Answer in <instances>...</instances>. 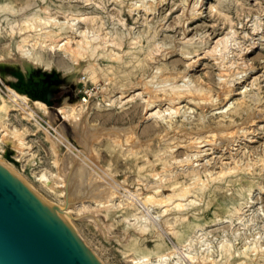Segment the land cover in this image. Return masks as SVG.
Instances as JSON below:
<instances>
[{"label": "rangeland", "instance_id": "rangeland-1", "mask_svg": "<svg viewBox=\"0 0 264 264\" xmlns=\"http://www.w3.org/2000/svg\"><path fill=\"white\" fill-rule=\"evenodd\" d=\"M0 161L104 264H264V0H0Z\"/></svg>", "mask_w": 264, "mask_h": 264}, {"label": "water", "instance_id": "water-1", "mask_svg": "<svg viewBox=\"0 0 264 264\" xmlns=\"http://www.w3.org/2000/svg\"><path fill=\"white\" fill-rule=\"evenodd\" d=\"M57 207L0 161V264H104Z\"/></svg>", "mask_w": 264, "mask_h": 264}, {"label": "bare ground", "instance_id": "bare-ground-1", "mask_svg": "<svg viewBox=\"0 0 264 264\" xmlns=\"http://www.w3.org/2000/svg\"><path fill=\"white\" fill-rule=\"evenodd\" d=\"M222 76V75H221ZM179 95V94H178ZM24 97V96H23ZM25 98V97H24ZM176 99V98H175ZM180 100V99H179ZM179 107V106H178ZM62 109V108H61ZM198 145V144H197ZM199 147V146H198ZM11 154V153H10ZM8 157H10V156H8ZM9 161V160H8ZM1 162H3V161H1ZM7 163V162H6ZM5 164V163H4ZM7 166H8V163H7ZM9 167V166H8ZM12 169V168H11ZM92 182L91 183H89V190H90V188H93V186H92ZM91 191L92 190H90L89 191V197H91ZM93 197V196H92ZM95 197V196H94ZM69 198V197H68ZM90 199V198H89ZM175 199V198H174ZM139 200V199H138ZM147 200V199H146ZM69 201L71 202V199H69ZM168 201V200H167ZM158 203V202H157ZM171 203V202H170ZM70 204V203H69ZM50 206H53V205H51V204H49ZM59 208H64V207H62V206H58L57 207V209H59ZM71 213V207H69V206H67V207H65V211H64V215L65 214H70ZM178 250V249H177ZM166 254V253H165ZM165 256L166 255H162L161 256V258L159 259V262H157V263H155V264H162V259H164L165 258ZM143 260V258H141L139 261H142ZM136 261V260H135ZM165 261V260H164ZM167 261V260H166ZM164 263V262H163ZM166 264V263H165Z\"/></svg>", "mask_w": 264, "mask_h": 264}]
</instances>
